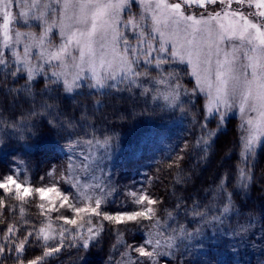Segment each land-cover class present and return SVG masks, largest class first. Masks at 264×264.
I'll return each mask as SVG.
<instances>
[{
  "label": "trees",
  "instance_id": "16d2710c",
  "mask_svg": "<svg viewBox=\"0 0 264 264\" xmlns=\"http://www.w3.org/2000/svg\"><path fill=\"white\" fill-rule=\"evenodd\" d=\"M163 69L175 70L180 88L193 92L195 82L187 68ZM148 71V79L135 85L125 81L108 92L84 86L74 95H67L62 83L52 84L43 76L26 90L22 76L0 73V179L13 175L34 189L50 187L51 178L59 181L62 173V184L68 178L71 153L97 142L112 150L120 168L115 178L119 192L102 203L103 212L117 215L143 208L135 204L132 190L158 201L156 217L135 224L92 216L91 226L99 235L84 248L80 237L92 234L58 219L64 216L81 223L72 209L56 205L57 210L48 211L50 207L34 191L22 202L0 190L8 205L0 208L4 221L0 243L9 225L17 228L13 240H22L39 227L56 237L47 242L42 234L39 239L30 237L23 253L6 251L0 264H28L42 256L45 244L60 250L39 264H143L145 258L128 245L138 247L148 239L160 241L155 264H264V141L247 165L249 187L242 189L238 119L220 124L216 117L207 118L204 98L197 91L194 100L180 94L182 102L167 109L163 98L169 93L175 96L169 91L176 81L158 83V70ZM67 190L64 187L71 194ZM225 205L228 212L223 211ZM61 229H67L62 241Z\"/></svg>",
  "mask_w": 264,
  "mask_h": 264
},
{
  "label": "snow or ice",
  "instance_id": "6c2138e0",
  "mask_svg": "<svg viewBox=\"0 0 264 264\" xmlns=\"http://www.w3.org/2000/svg\"><path fill=\"white\" fill-rule=\"evenodd\" d=\"M20 7V12L13 15V3ZM136 0H0V48L10 49L11 58L0 51V67L6 69L5 75L22 76L25 79V89L30 90V82L43 76L52 84L62 82L66 92L84 87L81 81L90 77L88 86L91 88H111L116 85L108 83L117 81L135 85L141 76L148 77L147 68L140 70V60L145 65H154L161 78L158 83H168L171 78L176 81L172 86L173 94L178 95L180 88L179 76L175 70L166 71L163 65L187 64L191 67L190 75L196 78L193 92L199 90L208 96L207 111L219 116L222 124L227 110L239 107L242 114L255 112L256 117L246 120L249 125V135L244 137V151L251 154L258 142L259 135L264 136V0H139L142 13L129 15L122 19V13L131 9ZM219 3L220 11L208 13V6ZM240 7L233 8V4ZM255 7L259 11L245 14L241 11L244 5ZM195 5L205 12L199 16L187 13V7ZM207 13V14H205ZM250 16L259 19H250ZM21 23L28 30H13L10 24ZM30 21H36L39 32L33 30ZM131 25L136 35V45L125 36L121 30ZM58 30L60 43H54L53 37ZM226 41L229 43L226 45ZM239 41V44L231 43ZM17 45H23L22 51H17ZM33 49L38 53L33 55ZM78 53V54H74ZM138 53H142V56ZM155 53V56H153ZM55 61L56 63H53ZM49 66L51 78L48 76ZM54 78V79H52ZM147 92L148 90L145 89ZM219 126V125H218ZM212 135V133H209ZM247 158V157H246ZM241 176L245 173L241 171ZM99 188V186H97ZM0 190L9 194V199L25 201L26 196L33 191L39 199H48L49 193H55L60 208H70L80 221L61 216L65 224L82 227L88 225V238L83 236V247H89V240L99 235L93 229L92 216L102 217L103 220L115 223L131 222L133 224L156 217L154 206L158 201L146 194L130 193L134 202L144 207L132 212L111 215L102 211L104 201L101 195L93 198L84 195L83 207L70 202L69 196L63 194L54 184L50 187L30 188L17 182L13 175L0 179ZM49 205L52 201L48 200ZM94 205V206H93ZM4 198L0 196V208H7ZM41 209L45 205H39ZM57 210L50 207L48 211ZM23 214L24 209H20ZM224 212L229 211L225 205ZM81 214H86L87 219ZM3 213L0 212V216ZM4 221L0 219V223ZM51 229V224L47 225ZM17 228L9 225L0 243V255L6 251L23 253L29 238L35 236L43 240H55L56 237L46 231L45 227L28 232L22 240H13ZM58 233L60 240L64 232ZM99 231H103V226ZM11 245V247H9ZM148 246H152L149 250ZM131 251L144 257L143 264L152 261L161 253L157 251L160 241L148 239L143 245L135 247L128 245ZM46 250L42 256L28 261V264H39L47 256L60 250L59 246L45 244ZM127 255V253H125ZM19 260L20 257L18 256Z\"/></svg>",
  "mask_w": 264,
  "mask_h": 264
},
{
  "label": "rangeland",
  "instance_id": "374dc122",
  "mask_svg": "<svg viewBox=\"0 0 264 264\" xmlns=\"http://www.w3.org/2000/svg\"><path fill=\"white\" fill-rule=\"evenodd\" d=\"M233 8H237L240 7L237 4H233L232 5ZM222 8V5H220L219 3L215 4V5H210L208 6V13L212 12L213 10L215 11H220ZM20 7L18 5L15 4V2L13 3V6L11 8V11L13 12V15H17L20 12ZM241 11L245 12V14H250V13H254L259 11L258 9H256L254 6L249 8L246 4L240 8ZM205 12V10L203 8H199L195 5L192 6H188L187 7V13L188 14H194L199 16L200 13ZM142 13V9L139 5V0H136V2L132 5L130 11L129 10H125L124 13H122V19H126L129 15H139ZM207 14V13H205ZM250 19L253 20H257L259 19L258 17H254V16H250ZM3 23V18L2 16H0V24ZM30 23L33 25V30L39 32L41 29L36 27L37 22L36 21H30ZM10 28L13 30L19 29L21 31H26L28 30L26 27L22 26L21 23H16L15 21H13L10 24ZM121 30L124 32L125 36L132 42V44L138 48H142L143 45H136V35L135 32L132 28L131 25L125 27L123 24H121ZM54 33H57V35H55L53 37V42L54 43H60L61 39L58 35V30L57 29H53ZM0 39H2V35H0ZM226 45L229 43L228 41L225 42ZM231 43H235V44H239V41H232ZM17 51H22L23 50V45H17ZM0 51H3L5 56L8 57L9 59L11 58V50L10 49H3L0 48ZM38 49H33V55L38 53ZM74 54H78V53H74ZM142 56V53H138ZM153 56H155V53H153ZM53 63H56L55 61H53ZM167 66L169 67H173V66H178V67H185L188 69L189 73H191V67L187 64H171V65H163L162 68H167ZM48 69V76L51 77V71L52 69L49 66H45ZM145 68H147L148 70L151 68H154V65H145L144 60L141 58L140 60V70L143 71ZM6 69L0 67V73H2L3 71H5ZM192 76V75H191ZM192 78L194 79L195 82V86H196V78L194 76H192ZM90 77L86 78L85 80L81 81L82 84H84V86H87V88L91 91H95V92H108L112 89H114L120 82L119 79L115 82L113 81H109L108 83H113L116 86L115 87H111V88H91L88 86V82H89ZM148 79V77H144L141 76L140 78H138V80L146 81ZM127 81V80H126ZM62 83V82H61ZM63 85V84H62ZM81 88H78L76 90H74L73 92H66L65 93L67 95H74L77 92H79ZM191 89L189 88V90L187 89H181L178 88L176 89V92L178 93V95L175 94V96H173L172 94H170L169 92H173L172 90H170L169 93V97L168 95L166 97L163 98V104L167 109H173L174 107H176L178 104L182 102L180 99V94L182 95V97L185 99L187 97L191 98L194 100V98H196V96L193 94V92L190 91ZM197 94H199L200 96H202L204 98V106L206 109V114H207V118H213L216 117L219 120V116L214 114V113H209L207 111V103H208V96L206 94V92H201L199 90H197ZM256 113L255 112H251V113H247V114H242L239 111V107H235L233 109L227 110V115L225 117L224 122L228 121L229 119L232 118H236L238 119V121L240 122L241 125V129H242V138H241V146H242V150H241V158H242V165L240 166V170H239V175H238V181H239V185L242 189H246L247 187H249L250 184V179L247 178V165L251 162H253V159H255V155L257 154V151L259 150L261 144L264 141V136H261L257 133L258 135V142L255 145V149L251 154H248L244 151V137L249 135V131H246V129H249V125H247L246 120L251 116V117H256ZM223 122V123H224ZM89 144L87 145L88 149L81 151L79 153H75V150L71 153V159H70V165L68 166V178L66 181H63L62 184L60 183L63 174L61 173L60 179H58L59 181H54L53 178H51V185L53 184L55 186H57L59 188V190L65 194L68 195L66 192H64V187H68V190L71 191V194H69V199L70 202H72L73 204H76L77 206H81L83 207L86 203H88L87 201H84V203H81V198L84 195H88V196H92L93 198L99 197L102 193L100 191V189L103 190V195H104V201H107L109 198L113 197V194H116L117 192H119L118 187L115 185V178L116 175H118L120 173V168H119V163H115L114 159H115V154H113L112 150L105 146V145H100L99 143H95L94 145ZM247 157V158H246ZM250 163V164H251ZM241 171H243L245 173V176H241ZM114 176V177H113ZM15 178V177H14ZM59 182V183H58ZM58 183V184H56ZM99 186V188L97 187ZM67 190V191H68ZM132 192H135V190H132ZM137 193V192H135ZM74 195V199H71V195ZM139 194V193H137ZM48 200L52 201V205H49ZM45 203L48 207H56L59 206V200H57L55 198V193H49L48 194V199L45 200ZM136 204V203H135ZM138 206V204H136ZM135 211V210H134ZM84 215V214H82ZM82 223V222H81ZM88 225L86 224L83 225L82 227L78 226L77 229L78 230H87ZM222 258V257H221ZM223 259V258H222Z\"/></svg>",
  "mask_w": 264,
  "mask_h": 264
}]
</instances>
